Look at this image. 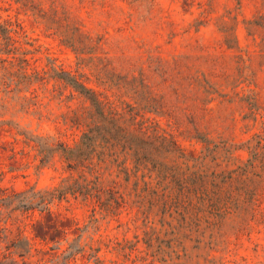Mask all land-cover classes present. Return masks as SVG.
<instances>
[{
    "label": "rangeland",
    "instance_id": "obj_1",
    "mask_svg": "<svg viewBox=\"0 0 264 264\" xmlns=\"http://www.w3.org/2000/svg\"><path fill=\"white\" fill-rule=\"evenodd\" d=\"M63 71L189 157L228 143L236 207L195 209L178 232L146 223L134 187H116L127 203L113 213L72 196L24 206L76 175L39 144L74 148L91 122ZM12 242L29 253L4 264H264V0H0V255Z\"/></svg>",
    "mask_w": 264,
    "mask_h": 264
},
{
    "label": "trees",
    "instance_id": "obj_2",
    "mask_svg": "<svg viewBox=\"0 0 264 264\" xmlns=\"http://www.w3.org/2000/svg\"><path fill=\"white\" fill-rule=\"evenodd\" d=\"M57 76L90 103L91 122L74 148H54L39 141L43 160L60 152L76 175L65 178L56 188L31 191L30 200L24 206L30 210H46L54 201L72 196L95 202L101 210L113 213L127 203L116 187H134L129 196L146 223L155 214L160 216L163 226L178 232L189 227L195 209L201 214L207 204L236 207V187L242 183L240 168L223 165L233 154L228 143L202 140L201 154L189 157L174 140L140 122L139 112L129 103L116 104L71 73L63 71ZM126 86L133 94H139L138 90L144 88L136 80ZM251 183L250 179L246 180L244 187H251ZM227 214L228 211L220 216ZM173 222L177 225L172 226ZM7 250L9 253L0 255L3 259L14 252L24 257L30 249L12 242ZM0 264L4 263L0 261ZM8 264L19 263L14 260Z\"/></svg>",
    "mask_w": 264,
    "mask_h": 264
}]
</instances>
